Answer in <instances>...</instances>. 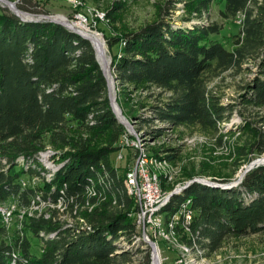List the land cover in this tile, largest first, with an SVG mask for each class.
Instances as JSON below:
<instances>
[{
    "label": "trees",
    "instance_id": "16d2710c",
    "mask_svg": "<svg viewBox=\"0 0 264 264\" xmlns=\"http://www.w3.org/2000/svg\"><path fill=\"white\" fill-rule=\"evenodd\" d=\"M214 1L157 0V21L108 39L110 48L120 45L111 69L123 114L135 120L139 131L160 121L172 128H197L222 140L221 124L236 108L222 102L214 82L256 64L259 74L249 84L242 104L246 110L257 111L262 125L245 119L248 138L237 149L234 164L238 169L264 153V0H221L223 19L241 17L240 30L232 37L233 49L211 37L220 32L216 24H191ZM179 4L186 11V25L181 27L167 21ZM17 6L41 12L33 0H20ZM121 8L118 5L116 10ZM109 18L115 21L111 13ZM134 94L140 100L132 105ZM143 108L149 113H142ZM164 129L160 126L155 131ZM125 133L89 40L60 23L24 22L9 9H0V202L14 200L20 208H28L40 192L46 202L57 204L62 199L66 211L87 224L71 226L57 219L58 208L50 209L48 219L27 215L23 230L17 229L10 243L0 241V264H11L13 253L16 264L127 261L126 254L115 253L116 241L125 237L132 242L138 236L132 216L139 202L128 193L126 174L120 175L110 158L120 149ZM47 146L61 150L54 151L53 159L60 156L58 162H63L49 182L36 162ZM171 151L166 158L176 160L179 149ZM22 157L28 162L33 159L36 166L32 164L27 172L18 168ZM25 174L39 176L50 189L23 188L20 179ZM203 184L189 185L163 209L169 217L182 202L192 199L189 230L177 227L185 232L187 244L195 238L200 247L215 252L229 238L264 231V164L248 171L236 187ZM4 230L0 224V232ZM28 233L43 241L40 254L32 252Z\"/></svg>",
    "mask_w": 264,
    "mask_h": 264
},
{
    "label": "rangeland",
    "instance_id": "374dc122",
    "mask_svg": "<svg viewBox=\"0 0 264 264\" xmlns=\"http://www.w3.org/2000/svg\"><path fill=\"white\" fill-rule=\"evenodd\" d=\"M10 1L17 2L16 5L20 3V0ZM33 4H36L37 10L41 11L34 13L39 16H63L70 21H78L81 20L79 18V15H81L84 18L83 21H86L85 23L92 30L97 31L103 36L108 48L110 72L116 97L118 96V84L113 75L111 65L114 57L120 52V45L110 48L108 39L113 36H122L126 32L139 30L160 18L156 6L157 0H33ZM118 5H122L119 11L116 10ZM2 8L9 9L0 2V9ZM223 8L224 3L221 0H215L210 10L201 17H194L191 24H216L221 28L220 32L219 34L211 35V37L222 41L228 49H233L232 37L240 30L241 17L225 20L220 15V10ZM109 13L115 16V21L109 18ZM39 16H36V18ZM185 17L186 11L183 9L182 4H179V9L167 18V21L181 27L186 25L183 20ZM249 65L251 66L250 70H246L235 77L228 73L223 80H215L214 82L222 96V102L224 104H232L236 108L231 118L221 124L220 132L223 135L222 140L208 135L197 128H172L160 121H155L147 125L144 130L139 131L134 124L135 120H130L123 114L131 125H125L126 133H129L128 143L125 142L123 136L118 144L120 149L110 156L112 165L118 170V173L120 175H127L129 168L135 164L138 155L145 153L149 159L166 161L165 163L163 162L159 170L157 169L162 187L166 192L180 189V193H182L189 187V185L185 186L195 179L210 181L207 182L208 184L197 182L203 185H210L209 183L211 182L218 183L219 185L235 183L245 166L257 158L264 157V153L262 155H255L251 161L245 162L238 169L234 164L237 159V149L248 138V133L244 130L245 119L253 120L259 126L262 125L258 123L257 111L253 109L246 110L242 104L243 96L249 90V84L253 83L259 74L256 64L250 63ZM130 97L133 99L130 102L132 105L139 103L140 97L137 94ZM118 104L120 105L119 102ZM120 108L122 110L121 105ZM149 111L148 108L141 109L142 113H149ZM160 126H165L164 131L156 132L155 128ZM173 148L179 149V156L176 160H169L166 156L173 152L171 151ZM54 151L60 152L61 150L54 149ZM59 158L60 156H58L57 161H59ZM45 167L50 169L55 168L51 163L46 164ZM162 175L164 176L163 178ZM22 177L28 182L29 186L39 188L41 191L50 189L46 181H41L36 176L31 177L25 174ZM93 207H90V210ZM51 208L48 203H41L34 209L35 211L32 210V213H47L52 215ZM59 211L57 219L74 226H81L82 224L87 226L81 220V217L73 218L66 209H60ZM132 217L136 221L135 216ZM162 219L164 227H167L168 216L166 213H163ZM20 222L19 217H15L11 227H4L5 230L0 232V241L4 239L7 243H10L15 237L16 230H20ZM178 227L183 228L181 223L178 224ZM137 230L139 234L132 242H129L125 237L117 239L115 253L126 254L127 261L122 264H153L152 251L150 246L145 242L144 230L138 226ZM184 233L176 229L174 235H171L169 239H165L164 236H160L158 233L155 235V232L151 230V236L156 240H153L151 236L150 240L157 243L160 251L159 258L162 259V264H169L179 258V245L187 243ZM28 237L32 242V252L35 255L40 254L43 241L31 233H28ZM198 247L193 249V252L195 256L202 258H200L201 264H264V231L246 237L229 238L215 252H208L204 249L203 254H200L198 250H202L203 248L200 245ZM195 251L198 253L196 254Z\"/></svg>",
    "mask_w": 264,
    "mask_h": 264
},
{
    "label": "bare ground",
    "instance_id": "6f19581e",
    "mask_svg": "<svg viewBox=\"0 0 264 264\" xmlns=\"http://www.w3.org/2000/svg\"><path fill=\"white\" fill-rule=\"evenodd\" d=\"M4 5H6L7 7H11L10 3H7L5 0H0ZM78 7V6H77ZM22 17L24 18H28V15L24 14V13H19ZM57 19L67 23L72 29L82 33L83 35L89 37L95 48H96V52H97V56L98 59L100 61V63L102 64V66L104 67V69L106 70V73L108 75L109 81H110V85H111V94L112 97H115V87L113 84V80L111 77V72H110V58L108 55V48H107V44L103 38V36L101 34H99L97 31L92 30L88 24H86V21H83V17H79L81 20L78 21H70L67 18L63 17V16H56ZM126 138V133L124 135V139ZM55 154V152L53 151L52 147H47L44 151H42L38 157L36 162L40 165L39 169L43 170L42 174L45 177L46 181H51L53 180L54 175L56 174V172L62 167V163H58V161H56L55 159H53V155ZM139 157L141 158V160L144 162V167H145V172L146 173H151L152 177H151V184L153 186V190H156L159 193H164V195H167L166 199L163 201V203L161 205H159L158 207H154L151 209V218H158V225L159 227H152V231L155 232V235L158 233V235L160 236H164V238L169 239L171 235H174L176 233V229L178 227V224H182V227H184L185 225L188 224V218L190 217V224L193 220V211L191 209V205H192V199L188 198L186 199L184 202H182L180 204V206L178 207V210L173 213L172 215H170L168 217V223H167V227H164V224L162 223L163 221V209L168 205V203L170 202L173 194H180L181 190L176 189L173 192H166L163 187H162V182H161V178L158 174L157 169L159 170L163 164V162L165 163L166 161L164 160H157V159H149V157H147V155L145 153H142L139 155ZM264 160V157H263ZM4 163L6 161H3ZM20 163L21 165H18V168L23 167L24 171H28L31 166H36V163L33 164V159H31L30 162H28L25 158H21L20 159ZM51 163L55 168L54 169H50L45 167L46 164ZM33 164V165H32ZM252 164V162L250 163ZM151 166V168H150ZM9 169V166L5 167V170ZM36 177L41 180L44 181L42 178H40L39 176L36 175ZM195 180H199V179H195ZM194 180V181H195ZM194 181L190 182L189 184H187L185 187H187L188 185L192 184ZM204 184H208L207 182H203ZM20 184L24 187L29 186L28 182L24 179H20ZM210 185H214L213 183H209ZM239 185V184H238ZM125 186L128 190V193L130 195H133L137 201L139 202L140 200V190H139V186L137 184V182H135L134 179V175H129V173H127L126 178H125ZM215 186V185H214ZM217 186V185H216ZM221 186V185H218ZM236 186V185H235ZM15 202L14 200L8 201V202H3V206H4V210H11L13 209V207L15 206ZM49 204V206H51L52 208H59L61 210H65L66 207L63 206V201L62 199H59L57 204H53L51 202H46L43 200L41 193L39 192L34 199L32 200V204L30 207L28 208H20L17 205V209L15 210H11V216H8L7 220H2L1 221V226L5 227V228H9L12 226V224L14 223L15 217H19L20 219V230H23V219H25V215H29V216H42L45 215V217L48 219L51 217L50 214L44 213V214H33L32 210H34L39 204ZM10 204V205H9ZM35 211V210H34ZM17 212V214H16ZM160 214V215H159ZM18 215V216H17ZM165 215V214H164ZM135 218H136V224L139 227V222L137 219V213L135 212ZM176 216V217H175ZM27 217V216H26ZM164 218H166L164 216ZM175 218V219H174ZM174 219V220H173ZM83 221V220H82ZM71 226H73L72 224H70ZM145 238L150 239V237L145 236ZM155 237V236H154ZM159 238V237H158ZM162 239V238H161ZM176 239V238H175ZM174 239V240H175ZM167 241V240H166ZM198 242L195 238L192 239V243L191 244H181L179 245V252H180V256H179V260L181 262V264H201V259L197 256L194 255L193 249L195 248H199L198 247ZM200 254H203L204 249L202 250H198ZM196 252V251H195ZM206 252V251H205ZM198 252H196L197 254ZM160 254V251H159ZM161 257V256H160ZM161 258L155 259V261L153 262V264H162V259ZM203 261V260H202ZM17 263V254L13 253V257L11 260V264H16Z\"/></svg>",
    "mask_w": 264,
    "mask_h": 264
},
{
    "label": "built area",
    "instance_id": "2783aa9c",
    "mask_svg": "<svg viewBox=\"0 0 264 264\" xmlns=\"http://www.w3.org/2000/svg\"><path fill=\"white\" fill-rule=\"evenodd\" d=\"M79 17L82 16L79 15ZM128 136L129 133H126V138H125L126 143H128ZM128 173L129 175H134L135 182H137L140 190V200L138 203L139 210L136 211L139 227H141L144 230L145 236L150 237L152 227H159L158 218H151V209L161 205L163 201L166 199L167 195H164V193H159L156 190H153V186L151 184L152 175L151 173L145 172L144 162L141 160L139 155L137 157L135 164L129 168ZM21 179H23V177ZM15 209H17L16 202H15V206L11 210H15ZM11 210H4L3 202H0V221L7 220L8 216H11ZM190 217L191 216H189L188 218V224L183 227L185 231L189 230ZM151 238L153 240H156L155 238H153V236H151ZM169 264H181V262L177 258L175 261Z\"/></svg>",
    "mask_w": 264,
    "mask_h": 264
},
{
    "label": "water",
    "instance_id": "95a60500",
    "mask_svg": "<svg viewBox=\"0 0 264 264\" xmlns=\"http://www.w3.org/2000/svg\"><path fill=\"white\" fill-rule=\"evenodd\" d=\"M5 1H6L7 3H10V4H11V7H8V8L10 9V11H12L16 16H18L22 21H24V22L50 21V22L60 23V24L64 25L66 28H68L69 30H71V31H73V32H75V33H77V34H79V35L82 36L83 38L89 40V41L92 43V45L94 46L92 40H91L89 37H87V36L83 35L82 33H80V32H78V31L72 29L67 23H65V22H63V21L57 19L56 16H52V15H40V16H39V15H37V14L30 13V12H28V11H24V10L20 9V8L16 5L17 2H15V1H10V0H5ZM0 2H1V1H0ZM19 13H24V14L28 15V18H24V17H22ZM36 16H39V17L36 18ZM94 48H95V46H94ZM95 50H96V48H95ZM96 54H97V52H96ZM97 58H98V56H97ZM98 61H99V59H98ZM99 63H100V61H99ZM100 65H101V67H102V69H103V71H104V73H105V75H106V77H107V79H108L109 99H110V102H111V106H112L113 111H114L115 114L117 115V118H118V119H119L124 125L131 126L130 123L128 122V120L125 119V117L123 116V113H122V110H121V108H120V105H119L118 102H117V97H116V95H115L114 98L112 97V94H111V85H110V81H109L108 75H107L106 70L104 69V67L102 66L101 63H100ZM261 164H264L263 157L257 158V159H255L254 161H252V164H249V165L245 166L243 172L241 173V175H240V177H239V179H238L235 183H234V182H233V183H227V184H224V185H221V186H222V187H225V188H230V187H233V186H235V185L240 184V183L243 181V179H244V177H245V175H246V173H247L248 171H250V170H251L252 168H254L255 166H259V165H261ZM194 182H210V181H206V180H195ZM211 183H213V182H211ZM214 185H219V184L214 182ZM145 242H146V243L150 246V248H151V251H152V258H153V262H154L155 259H157L158 256H159L158 245H157V243H156L155 241L150 240V239H148V238H145Z\"/></svg>",
    "mask_w": 264,
    "mask_h": 264
}]
</instances>
